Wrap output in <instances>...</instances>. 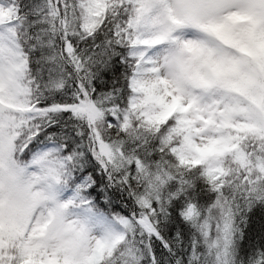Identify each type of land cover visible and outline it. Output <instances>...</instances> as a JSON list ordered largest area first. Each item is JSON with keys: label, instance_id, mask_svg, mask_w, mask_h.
I'll return each mask as SVG.
<instances>
[{"label": "snow or ice", "instance_id": "1", "mask_svg": "<svg viewBox=\"0 0 264 264\" xmlns=\"http://www.w3.org/2000/svg\"><path fill=\"white\" fill-rule=\"evenodd\" d=\"M0 264H264V0H0Z\"/></svg>", "mask_w": 264, "mask_h": 264}]
</instances>
